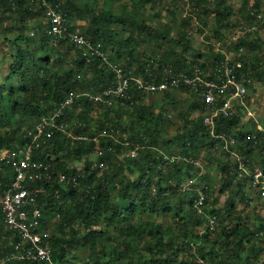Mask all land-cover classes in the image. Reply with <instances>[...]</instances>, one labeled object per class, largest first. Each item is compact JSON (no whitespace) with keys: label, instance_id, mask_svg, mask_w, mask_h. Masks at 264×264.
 Here are the masks:
<instances>
[{"label":"trees","instance_id":"1","mask_svg":"<svg viewBox=\"0 0 264 264\" xmlns=\"http://www.w3.org/2000/svg\"><path fill=\"white\" fill-rule=\"evenodd\" d=\"M131 1V6L135 7L136 5L144 6L150 0ZM206 1L197 0V4L201 5ZM45 2L61 9L65 32L76 30V26L71 25L68 19L72 12L77 13V18L86 20L87 23L79 33L93 46L99 43L101 45L99 49L102 51L107 46L114 45L125 50L132 59L138 54L133 44L137 46L144 40H150L154 47L160 49L162 43L165 42V47L172 52V55L167 61L161 59L160 63L170 65V73L183 72L189 75L191 67L195 64L202 70L205 69L204 63L192 61L186 57V54L193 49L187 32L190 19L181 20V30L177 32L175 38H171L168 26L153 28L144 21H140L138 23L140 33L137 38L130 33V36L122 42L116 38L119 32L110 27L111 22L108 17L117 18L118 23L121 24L120 29L127 31L130 26L126 20L132 19L130 14H127L126 19L122 14L116 16L107 14L103 10H77L70 0H45ZM259 5V2H255L251 8L245 9V18L249 20L250 10L258 9ZM36 7L45 8L41 0H0V10L12 11L18 16L21 25L25 24L24 21ZM230 13L231 7L226 4V0H216V35H219V30L224 26L225 19ZM45 20L43 28H37L34 37L30 39V44L18 49L16 55L12 56L13 61L7 74L8 83H0V150L12 146L15 141L23 144L27 139L26 130L31 128L22 129L25 118L31 116L39 120L43 115L48 114L57 103L63 101L68 91L81 92L86 89L92 94H100L104 88H109L115 81L113 69L102 60L101 56L91 51L84 54L66 36L48 35L46 17ZM21 39L26 40L22 33L13 39V44ZM245 44L252 47L256 45V41L247 39ZM178 48L180 52L176 53L175 49ZM234 48H238V45ZM52 52L55 54L53 58L51 57ZM70 55V61L64 63L63 57ZM213 55L216 60L222 58V54L213 52ZM235 60L242 62L240 71L247 75L249 74L248 69L254 66L251 61L243 57ZM50 63L54 64L52 69L48 66ZM135 64V72H140L146 78L148 72L151 74L155 72L152 64L149 65L148 72L145 71L148 65L146 60L135 62ZM124 69L126 74H130L128 68ZM240 71L235 72L239 74ZM161 77L158 75L156 82L160 81ZM206 77L215 79L212 72H208ZM245 79L244 83L247 85ZM175 90H187L192 96L187 111L179 112L182 115L183 124L175 138L178 140L180 155L195 158L197 150L203 148L213 150L216 142L221 144V141L210 134L207 125L203 122L202 114L192 116L194 111H202L199 95L181 85L164 90L161 93L162 97L173 101L172 95ZM109 99H111L110 106H104L98 114L94 128L90 126V113L94 104L87 96L80 97L70 108L67 107L65 110L68 111L69 119L76 117L71 130L75 134L89 136L97 134L104 128L126 134L132 144L137 142L143 146L139 148L137 157L131 160V165L139 170V176L136 180H128L127 186L119 194L112 195L109 189L113 179L122 171L124 162H126L114 161L121 146L107 140L106 136H98L95 142L102 147V156L99 159L107 166L98 175L97 169H90L88 160L85 169L79 171L68 167L63 161L53 160L52 154L65 150V154L74 153L73 155L80 159L84 154H90L95 144L94 141L72 140L66 134L55 132L47 140V146L35 155L37 159L53 164V178L45 185L47 195L41 196L38 201L43 218L47 213H56L60 218L59 236L47 239L53 260L62 261L66 255L65 251L70 248L87 246L89 254L85 264H176L180 250H193L195 259L201 258L205 264H257L255 258L246 253L245 244L250 240L246 239L244 223L239 222L233 227L228 224L219 225L220 217L215 208H207L205 205L203 214L192 209L197 194L194 191L187 194L181 191L180 187L185 179L193 174L196 175L198 171L193 173V166L183 165L182 160H177L170 166L167 165L166 170L161 166L163 155L158 152V149H164L166 145L170 146L173 143L169 140L160 142L162 137L160 127L166 122L164 105H157L160 109L156 110V104L144 103L140 92L132 85H129L121 95L112 96ZM121 104L130 108V114L125 119L121 114L112 112ZM77 109L79 111L75 112ZM237 120L238 116L218 118L215 121V134L225 133L233 136L236 142L256 146L264 156V132L234 130ZM168 151L170 150L166 147V152ZM219 165L224 180H231V161L225 159ZM61 171L69 178L65 182V187L57 183ZM243 187L244 184L239 182L240 191H244L246 196L248 194ZM55 191H57L58 198ZM206 193L205 203L208 197V192ZM185 201L190 205L189 210L182 207ZM138 213L140 216L153 215L154 218L132 220V215ZM170 213L174 214L172 222L166 224L160 222L158 216L161 214L169 216ZM202 215L215 217L214 229L210 228L207 219L204 222L201 220ZM204 223V231L195 228L203 226ZM110 228L117 232L114 236L116 239L110 241L108 238L104 244H101V239L109 237ZM260 232H264V220L254 223V230L249 234H251L250 237L256 238ZM9 234L3 225L0 211V242ZM146 237L150 238V241L146 242L147 254H140L137 259L134 255V244L142 242ZM254 243V241L250 242V245ZM7 244L6 242L0 248L2 249L0 256L14 250L11 245ZM13 264L43 263L23 260L13 261Z\"/></svg>","mask_w":264,"mask_h":264},{"label":"rangeland","instance_id":"2","mask_svg":"<svg viewBox=\"0 0 264 264\" xmlns=\"http://www.w3.org/2000/svg\"><path fill=\"white\" fill-rule=\"evenodd\" d=\"M70 1L73 2V6L77 10H103L107 12V14H113L116 16L122 14L126 17V19L127 14H130L132 19L126 20V23H129L130 26L127 31L120 29L119 25L121 24L118 23L117 18L108 17L111 22L110 27L118 30L119 32V35L116 36V38L122 40V42L127 36H130V33L133 34L134 38H137V35L140 33L138 30V23L140 21H144L153 28H164V26H168L170 28L171 38H175L177 32L181 30V20L190 19L191 21L187 28V32L193 49L186 54V57L189 60L204 63L205 74L213 72L215 65L219 64L220 61L225 62L228 60L230 62L231 60H235L239 57H243L251 61L254 65L250 68V70L248 69V75L245 73V80L247 81L246 94L244 102L242 104L240 103V105L236 104L237 106L235 107L233 116H238V120L234 130L240 129L243 132L259 130L264 132V25H261L259 31L254 35L250 33H242L244 25L250 22V18L248 20L244 16L245 9L251 8L255 2L262 4L264 0H226V4L231 7V13L225 19L224 26L220 28L219 35H216L215 33L216 0H207L201 5H196L195 3V6L197 7L196 10L192 8L191 4L185 6L183 2L179 0H150L144 6L136 5L135 7L131 6V0ZM68 19L70 24L76 26V30L79 32L82 31V28L87 23L86 20L77 18V13L75 12H72ZM45 21L44 8H34L31 15L24 21V25H21L18 16L13 14L12 11L9 12L7 10H0V83H8L7 74L9 73V67L13 61L12 56L18 49L25 48V46L30 44V39L34 37V33L37 31V28L42 29ZM20 33L26 37V40L21 39L18 43L13 44V39L18 37ZM247 39L255 40L256 45L252 47L246 45L245 41ZM86 42L89 43L85 39V43ZM85 43L82 46L75 44V47L80 48L84 54H88L91 51L100 56L98 54L99 50L104 54L106 58L105 63L107 65L111 64L123 69L128 68L129 73L133 78L143 80L146 78L140 72H135V62H139L141 60H146L148 62V65L145 68L146 72H148L149 65L151 64L155 69L154 74H151L150 72L147 73L148 77L146 79L154 81L158 78V75H161L162 77L160 80H162L168 73H170V65L160 63V61H162L161 59L167 61L172 55V52L165 47V42L162 43V47L160 49L154 47L150 40H144L139 45L137 44V46L136 44H133L136 47L138 54H136L137 56H134L132 59L125 50L121 49V47L109 45L104 49V51H102L99 49L101 46L99 43L96 46H93L90 43ZM235 45H238V48L235 49ZM209 46H211V48H209ZM175 51L176 53L180 52L179 48L175 49ZM213 52L216 54H222V60L220 58H217V60L214 59L215 57ZM54 55L55 54L52 52L51 57L53 58ZM148 56H151V58H148ZM70 58L71 55L63 57V62H69ZM236 61H239L238 63L242 65L240 60ZM30 66L33 67V65ZM48 66L52 69L54 64L50 63ZM13 83L15 84L16 81L14 80ZM81 91L88 90L84 89ZM161 93L162 92L146 93L140 91L144 103H153L156 104V106L163 104L166 109V122L160 127L162 131L160 142L169 140L173 143L170 146L166 145L164 149H158V152L163 155V162L161 163V166L164 170H166L167 165L170 166L177 160H182L183 165L191 164L193 166V173L196 171H198V173L185 179V181L181 184V191L187 194L194 191L197 194V199L199 192H201L204 188L206 192H208L207 203L203 201V204L199 206L196 199L192 209L197 210L199 214H203L205 205L207 208H215L218 210L217 215L220 217L219 225L228 224V226L233 227L239 222L244 223V228L246 229V239L250 240L249 243L245 244L246 253L252 255L257 264L263 263L264 232L258 233L256 238H253L252 236L250 237L251 234H249V232L254 230V223L264 220V199H261L256 191H252L250 189L249 175L247 174V172H250L254 168H258L262 171L264 170L263 154L260 152L258 147L249 145L245 142H235L233 144L230 142H221V144L216 142L213 150L206 148L197 150V156L195 158L181 156L179 153L180 149L178 147V140L175 138V136H178L181 131L183 124V118L179 112L181 111V113H184L187 111V107L189 106L192 96L187 90H175L172 95V101L162 97ZM99 102L103 103L96 104L90 113L91 128L96 127L95 120H97V116L103 110L104 106H110L108 101L102 100ZM157 109H160V107L157 106L156 110ZM78 111L79 109L75 110V112ZM112 112L113 114L115 112L121 114L123 119H125L130 114V108L125 104H121L120 106H117V108L115 107ZM197 114H202V111H194L192 116H196ZM37 121L36 117L27 116L24 120V126L22 129H27L29 127L32 128ZM75 121L76 117L69 119L68 114V133L73 134L71 126L74 125ZM68 133L65 134L68 135ZM70 138L73 140L72 137ZM107 140H111L114 144H119L121 146L118 153H116L117 156L114 161H126L124 162L122 171L114 177L113 183L109 189L110 193L115 196L116 194H119L121 190L125 189L128 184V180H136L138 178L139 170L131 165V160L137 157L139 148L143 146H132V142H118L114 137L108 138ZM15 143L18 142L15 141L12 145ZM94 143V147L90 154H84L80 159H77V157L73 155L74 153H70L69 155L65 154V150H60L59 152L52 154L51 158H53V160L57 159L59 161H63L68 167L75 168L79 171H83L85 169L87 165L86 162L89 160L90 169H97L98 175H100L107 165L105 164L104 166H99V163L103 162L99 159L102 156V147L98 142ZM224 146L227 147L225 148ZM166 147H168L170 151L166 152ZM70 151L73 152L71 148ZM238 157L242 158V160L244 159L245 162L242 163ZM225 159L231 161L230 173L232 178L229 181L224 180V176L219 165V163ZM60 175L63 176V172L59 174L57 183L60 186L65 187L66 180L60 181ZM239 182L244 184L243 190H246L248 195L245 196L244 191H240ZM55 192L58 198L57 191ZM172 204L174 205V203ZM182 207H184L185 210L190 209V205L187 201L183 203ZM173 215L174 214L172 213H170L169 216L161 214L158 216V219L160 222H164L165 224L170 223L173 221ZM140 218L153 219L154 216H148L145 214L140 216L138 213L132 215L131 219L138 220ZM200 218L203 222L207 219L209 223L211 220H215V217L210 215H202ZM43 220L41 229L52 238L59 236L60 218L58 214L47 213ZM204 226L205 223L203 226L195 228L201 230ZM109 231V237L106 236L101 239V244H104L108 238L110 241H114L116 239L114 236L117 235V232L113 230V228H110ZM148 241H150V238L146 237L142 242H135V258L138 259V255L140 254H147L146 242ZM253 241L255 243L251 246L250 242ZM2 245V242H0V248H2ZM1 251L2 249H0V253ZM65 254L66 255L63 257V260L60 262H64V264H85L87 255L89 254V249L87 246H80L76 249L70 248V250L65 251ZM197 259L198 258L195 259V253L193 250H180L178 252L176 264H199ZM4 264H13V260H9Z\"/></svg>","mask_w":264,"mask_h":264},{"label":"built area","instance_id":"3","mask_svg":"<svg viewBox=\"0 0 264 264\" xmlns=\"http://www.w3.org/2000/svg\"><path fill=\"white\" fill-rule=\"evenodd\" d=\"M179 1H182L185 6L191 4L194 10L197 9L195 6L197 0ZM41 2L45 6L44 14L48 21L46 33L52 37L66 36L74 44L82 46L85 43V38L78 30L65 32L61 9L46 4L45 0H41ZM263 24L264 1L262 4L260 3L258 9L250 10V22L244 25L242 33L254 35ZM98 54L105 62L104 54L99 50ZM238 62L236 60L220 61L212 72L215 79L207 78L204 70L194 65L191 67L189 75L183 72L168 73L164 79L158 82L146 78L145 80L133 78L131 74H126L123 68L108 64L113 69L115 78L109 88H104L100 94H92L90 91H68L63 101L57 103L48 114L43 115L31 129L26 131L27 139L23 144L15 143L0 150V211L3 225L10 233L7 238H2V244L7 242V245H11L14 249L12 252L0 256V264L9 260H33L43 264H64V262L53 260L50 243L47 240L50 236L41 229L43 215L38 207L40 197L47 195L45 185L50 183L53 178V164L39 160L35 155L47 146V140L55 132L68 133V111L65 110L67 107L70 108L82 96H87L94 106L102 100L111 104L109 98L121 95L129 85L135 87L138 92L146 93L163 92L168 88L183 85L199 95L202 102L203 122L207 125L210 134L221 142L233 144L236 142L233 136L225 133L215 134L214 129L215 121L218 118L233 116L236 104L240 105L244 102L246 94L244 79L246 76L244 72L240 71L242 65ZM235 71H240V73L237 74ZM68 135L73 140L80 141L95 142L98 136H106L114 137L118 142H130L126 134L105 128L93 136L75 133H68ZM136 145L139 144H132V146ZM239 159L242 163L245 162L244 159ZM104 165V162L99 163V166ZM247 174L249 175L250 189L256 191L259 197L264 199V172L254 168ZM68 179L65 174L59 177L60 181ZM206 196L204 188L198 195L197 204L199 206L203 204ZM209 224L210 228L214 229V221L211 220ZM197 262L205 264L201 258H198Z\"/></svg>","mask_w":264,"mask_h":264}]
</instances>
